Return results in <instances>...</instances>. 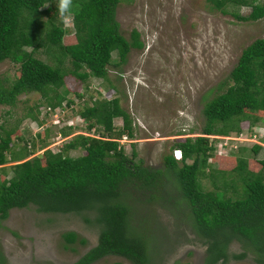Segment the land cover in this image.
Segmentation results:
<instances>
[{"label":"trees","instance_id":"16d2710c","mask_svg":"<svg viewBox=\"0 0 264 264\" xmlns=\"http://www.w3.org/2000/svg\"><path fill=\"white\" fill-rule=\"evenodd\" d=\"M204 1L222 14L226 7H233L229 15L237 20L264 18V0ZM117 3L74 0L73 42L62 44L67 30L59 18L58 0H0V62L17 65L12 83H0V105L12 106L19 94L37 93L50 112L62 101L69 104L62 82L65 75L79 82L88 77L105 80L112 52V65L117 66L130 49L142 47L135 30L129 31L127 39L119 34L114 20ZM240 6L249 9L245 16L237 15ZM37 48L53 57V66L33 56ZM213 89L200 110V133L172 142L158 169L139 159L134 162L132 147L129 158L124 156L118 140L131 138V118L116 97L92 100L78 113L84 130L96 132V136L75 134L56 152L44 149L39 158H28L33 149L25 145L11 148L12 130L0 125V221L8 210L28 206L43 214H91L82 220L97 227L95 244L71 264H91L105 256L121 257L130 264H151L160 235L157 229L153 232L148 219L135 217L139 196L145 203L160 201L165 209L184 210L181 215L187 217L194 236L204 245L201 264H224L229 258L241 259L247 254L253 264H264V159L253 163L257 170L250 169L245 149L237 147L225 156L233 163L226 171L231 175L207 163L213 150L207 136L224 137L238 133L241 121L250 125L264 120L260 118L264 116V37L253 39L240 50L227 75ZM116 117L118 128L111 124ZM58 133L66 137L68 128ZM39 141L45 148V141ZM74 149L81 154L69 156L68 150ZM174 149L179 151L178 160L170 155ZM258 149V145L250 146L253 154ZM202 179L210 189L201 188ZM61 237L66 244L85 243L72 232ZM232 242L240 249L236 254L227 252Z\"/></svg>","mask_w":264,"mask_h":264},{"label":"rangeland","instance_id":"374dc122","mask_svg":"<svg viewBox=\"0 0 264 264\" xmlns=\"http://www.w3.org/2000/svg\"><path fill=\"white\" fill-rule=\"evenodd\" d=\"M225 10L223 14L212 10L204 0H118L114 20L119 34L127 39L129 31L135 30L142 47L130 49L125 61L117 66L112 65V52L105 80L88 77L79 82L65 75L62 82L69 104L62 101L50 112L37 93L19 94L12 106L0 105V125L12 130L10 147L25 145L33 149L28 158L40 157L44 149L56 152L75 134L96 136V132L84 130L85 123L78 113L92 100L116 97L119 107L131 118V138L118 140L124 156L129 158L132 147L134 162L139 159L143 165L161 168V158L169 153L172 142L200 133L201 107L212 97L210 90L227 75L240 50L253 39L264 37V18L241 21L229 15L235 10L233 7ZM248 10L240 6L237 15L245 16ZM62 26L67 30L62 44L72 43L71 25L62 22ZM33 56L54 65L53 57L44 55L42 48H37ZM62 65L67 67L64 61ZM16 68L8 60L0 62L2 85L12 83ZM111 124L118 128L119 118H113ZM238 126V133L207 136L213 147L207 159L210 168L227 173L233 163L225 156L243 147L250 160L248 167L257 170L253 163L264 159V120L250 125L241 121ZM63 128H68L66 137L59 136L58 131ZM41 139L45 148H41ZM251 145L259 146L255 154L251 153ZM67 154L77 156L81 150H68ZM200 186L210 189L203 179ZM137 198L140 203L136 204L135 217H145L154 227L153 232L159 230L156 234L160 239L150 257L151 264H201L204 245L194 236L187 217L181 215L184 210H168L160 201L145 203ZM83 216L91 218V214H43L31 206L8 210L0 221L1 264L73 263L96 241L97 227L83 222ZM66 232L74 233L85 243L66 244L61 237ZM239 250L235 242L227 247L229 254ZM91 264L130 263L121 257L105 256ZM224 264L253 263L247 254L241 259L229 258Z\"/></svg>","mask_w":264,"mask_h":264},{"label":"clouds","instance_id":"9594fccd","mask_svg":"<svg viewBox=\"0 0 264 264\" xmlns=\"http://www.w3.org/2000/svg\"><path fill=\"white\" fill-rule=\"evenodd\" d=\"M74 7H75L74 0H58L59 18L65 25L72 24L74 20V12H73Z\"/></svg>","mask_w":264,"mask_h":264},{"label":"built area","instance_id":"2783aa9c","mask_svg":"<svg viewBox=\"0 0 264 264\" xmlns=\"http://www.w3.org/2000/svg\"><path fill=\"white\" fill-rule=\"evenodd\" d=\"M122 139L124 138V137H121ZM171 157L173 158V159H175V160H178L179 159V151L178 150H171Z\"/></svg>","mask_w":264,"mask_h":264},{"label":"water","instance_id":"95a60500","mask_svg":"<svg viewBox=\"0 0 264 264\" xmlns=\"http://www.w3.org/2000/svg\"><path fill=\"white\" fill-rule=\"evenodd\" d=\"M37 157H39V155Z\"/></svg>","mask_w":264,"mask_h":264}]
</instances>
